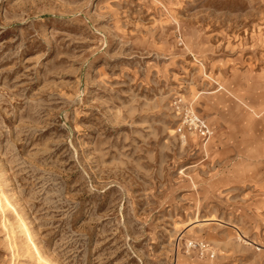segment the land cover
<instances>
[{"label":"rangeland","instance_id":"obj_1","mask_svg":"<svg viewBox=\"0 0 264 264\" xmlns=\"http://www.w3.org/2000/svg\"><path fill=\"white\" fill-rule=\"evenodd\" d=\"M0 201V264H264V0H0Z\"/></svg>","mask_w":264,"mask_h":264},{"label":"bare ground","instance_id":"obj_2","mask_svg":"<svg viewBox=\"0 0 264 264\" xmlns=\"http://www.w3.org/2000/svg\"><path fill=\"white\" fill-rule=\"evenodd\" d=\"M1 202V201H0ZM6 204V203H5Z\"/></svg>","mask_w":264,"mask_h":264}]
</instances>
